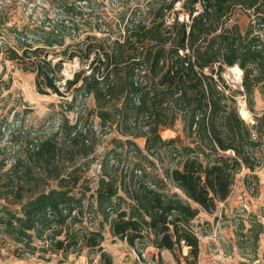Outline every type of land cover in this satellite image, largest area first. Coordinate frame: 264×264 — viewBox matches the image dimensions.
<instances>
[{"label":"trees","instance_id":"obj_1","mask_svg":"<svg viewBox=\"0 0 264 264\" xmlns=\"http://www.w3.org/2000/svg\"><path fill=\"white\" fill-rule=\"evenodd\" d=\"M51 1L58 13L50 29L26 26L18 31L12 27L11 34L18 41V48L11 47L6 54L35 75L38 94L63 97L58 86L62 59L52 64L46 50L62 44L66 36H77L73 20L86 17L78 2L88 3L87 8H91L88 14L98 7L95 8L96 3L91 0ZM174 5L175 0H169L166 6L160 7L159 22L147 21L136 9L131 11L124 37L113 41L117 48L132 52L121 77L115 80L111 71L119 74L122 70V50L113 55L103 52L101 59H96L103 66L101 73L92 68L90 74L82 78V72L74 73L64 86L69 90L79 84L77 93L93 96L101 131L107 123L115 124L119 131L127 134L132 126L146 131L145 148L153 155L157 143L162 142L159 129L168 128L178 118L194 135L193 147L173 149L177 163L164 172L171 190L157 187L155 182L148 185L142 171L133 170L131 184L126 189L124 181L123 190L120 183L116 185L114 177H102L97 182L94 199L97 213L103 218L102 223L96 225L99 229L103 224L109 225L111 235L131 247L147 239L158 252L182 255V249L186 248L183 260L186 264H196L199 240L194 220L200 212H215L217 206L228 199L241 169L253 174L264 155L260 139L264 133V118L253 122L255 126H249L238 115L235 92L227 95V87L215 76L220 79L224 68L237 66L242 73L241 90L246 102L250 103L255 91L264 94V0H182L181 10L187 22L180 21L178 13L171 12ZM198 5L201 11L194 15ZM236 7L252 11L254 15V23H249L243 33L236 25L223 28L228 14ZM167 13L172 14L169 24ZM24 33L34 37L20 38ZM93 39L95 37H89ZM92 48L99 53V47ZM66 53L72 59L77 57L74 54L78 51H72L67 45ZM76 96L61 108L71 111ZM121 96L122 107L117 109L112 101ZM65 126L60 143L57 140L61 131L48 136L35 134L24 145L25 161H20L18 155L3 172L6 159L3 157L0 161L2 242L11 240L18 256L32 255L34 237L40 239L47 235L44 243L52 252L66 254L70 249L83 246L98 250L102 264H112L111 257L102 252L101 232L87 226L94 224L97 213L88 211L91 208L84 203L85 193H73L80 179L78 171L82 169V164L76 167L73 160L86 158L92 152L88 136L94 132L78 121ZM66 143L74 152L71 166L62 158V145ZM117 143V147H123L120 141ZM125 143L136 154L140 153L134 142L126 140ZM134 174L141 180L136 182ZM51 183H55L54 186ZM118 189L125 194L124 198L118 196ZM8 199L15 202L16 210H11ZM122 204L126 208H121ZM114 212V219L109 220ZM81 224L84 226L75 227ZM61 235L64 237L58 239Z\"/></svg>","mask_w":264,"mask_h":264},{"label":"rangeland","instance_id":"obj_2","mask_svg":"<svg viewBox=\"0 0 264 264\" xmlns=\"http://www.w3.org/2000/svg\"><path fill=\"white\" fill-rule=\"evenodd\" d=\"M91 1L96 3L94 7L98 8L90 14L88 13L91 8H87V3L82 1L79 3L86 17L73 20L77 25L75 31L77 36L75 38L66 36L61 41L62 44L51 46L46 50L48 51L47 59L52 64L62 59L63 64L59 74L61 82L58 86L63 97H59L55 94H38L35 87V75L25 69L23 63L10 60L9 55L6 54L7 49L18 48V41L13 39L11 34L12 25L24 24L23 21L28 18L32 4L26 3V0H0V6H9L5 10L6 12L10 10L9 22L0 19V161L3 157L6 159L2 172L10 168L13 159L18 155L20 161H25L24 145L34 138L35 134L48 136L61 131L57 140L60 143L67 129L65 124L71 126L78 121L92 128L94 134L88 136L89 144L93 145L92 152L86 158L73 160L76 167L82 164V169L78 171L80 179L73 193L77 195L85 193L84 203L91 208L88 211L97 213L94 192L97 182L102 177L105 179L114 177L116 185L120 183L123 190L124 181L126 189L129 183L131 184L133 170H140L142 175H145V182L148 185L155 182L157 187L165 186L171 190L169 183L164 179V172L177 163L173 149L193 147L194 135L190 134L183 121L178 118L168 128L159 129L158 133L162 142L157 143L153 155L145 148L146 131L132 126L127 134L125 131H119L115 124L109 126V123L101 131L99 119L94 111L93 96L83 92L77 93L76 88L79 84L76 88L74 86L69 90L65 89L64 82L71 80L74 73L82 72L80 78L89 75L91 68L94 72L101 73L103 66L96 59L97 57L101 59L103 52L113 55L122 50L123 63L120 65L122 70L119 74L113 69L111 71L115 80L121 77L120 75L125 73L124 69L127 67L125 64L128 63L132 52L131 49L117 48L113 41L118 40L117 37L121 40L124 37L131 11L136 9L147 21L159 22V9L166 6L169 0H128L127 3L124 2L125 0ZM181 8L182 0H175L171 12L178 13L179 20L187 22L188 18ZM122 18H125L124 21ZM171 19L172 14L167 13V24L171 22ZM253 19L252 11L236 7L228 14L223 28L236 25L243 33L249 23H254ZM220 31L218 28L217 33ZM89 37H95V39L89 40ZM105 38L108 40H103ZM23 39L29 40L28 36H23ZM67 45L72 51H78V54H74L77 55L76 58L70 59L67 53L64 54ZM92 47H99V53ZM89 49L92 51L90 52ZM92 59L94 61L91 65ZM220 75V79L217 75L215 76L221 85L227 87L226 94L235 92L236 109L240 118L243 119L241 111L244 110L248 117L243 120L249 126H255L253 122L264 118V94L255 91L250 97V103H247L241 90L242 75L238 80L230 68H224ZM75 94L77 96L73 109L71 111L62 109L61 105L69 103ZM112 102L116 104L117 109H120L123 96L114 98ZM138 125L141 127L142 121ZM260 137L261 151L264 152V133ZM126 140L134 142L140 153L136 154L135 150L125 143ZM117 141L122 143V148L117 147ZM169 141L171 145H168ZM62 150L63 162L71 166V156L74 152H71L67 143L62 145ZM125 169L127 170L124 174ZM134 175L136 182L141 180L138 174ZM54 184L51 183L53 186ZM118 196L124 198L125 194L118 189ZM7 202L10 203L11 210L17 209L14 201L8 199ZM121 208L126 207L122 204ZM115 214V212L111 213L109 220L114 219ZM95 216L94 224L92 226L87 224V226L97 230L99 228L96 225L98 222L102 223L103 218L99 213ZM193 225L199 240V256L196 264H264V155L261 156L260 164L253 174H249L246 169H241L235 176L228 199L219 204L215 212L212 214L200 212ZM80 226L83 227L84 224L75 227ZM101 227L99 229L103 236L101 249L111 257L112 264H158L159 261L162 264H186L182 258L187 254L186 248L182 249V255L169 251L158 252L147 239L141 243L136 242L135 246L131 247L125 241L113 237L109 225L103 224ZM38 237H34L35 250L32 255L25 253L18 256L14 252L16 246L13 242L7 239L3 243L4 236L0 233V264H102L98 250H88L78 246L70 249L66 254L55 253L49 250L47 243H44L47 235H43L40 239ZM63 237L64 235H61L58 239Z\"/></svg>","mask_w":264,"mask_h":264},{"label":"built area","instance_id":"obj_3","mask_svg":"<svg viewBox=\"0 0 264 264\" xmlns=\"http://www.w3.org/2000/svg\"><path fill=\"white\" fill-rule=\"evenodd\" d=\"M81 2V1H80ZM78 2V6L79 3ZM85 2V1H82ZM26 3L28 4H32V8L30 10V13L28 15V18L26 19V21H23L24 24H15L12 25V27H16L18 31H21L23 29V27H39L44 28V29H50V27L53 25L54 21L53 19L56 18V15L58 13L56 6L52 5V1L51 0H26ZM87 3V2H85ZM88 6V3L86 4ZM9 6H0V18L2 20H4L5 22H9L10 18H9V14H10V10H8V12H6V8H8ZM80 8L83 9V7L79 6ZM196 12L194 13V15H197L199 11H201V5H198L195 8ZM8 13V14H7ZM17 34H15L16 36ZM23 36H28L29 39H31L32 37H34L31 34H27L24 33L22 34V36H20V38L23 39ZM89 226H92L89 225Z\"/></svg>","mask_w":264,"mask_h":264},{"label":"bare ground","instance_id":"obj_4","mask_svg":"<svg viewBox=\"0 0 264 264\" xmlns=\"http://www.w3.org/2000/svg\"><path fill=\"white\" fill-rule=\"evenodd\" d=\"M230 70L237 77V79L239 80L241 75H242L241 70L237 66H235L233 68H230ZM241 116H242L243 119H246L248 117L247 113L244 110L241 111Z\"/></svg>","mask_w":264,"mask_h":264}]
</instances>
